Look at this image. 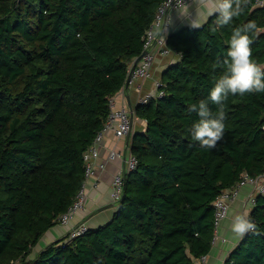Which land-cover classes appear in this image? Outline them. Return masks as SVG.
Instances as JSON below:
<instances>
[{
    "label": "trees",
    "instance_id": "trees-1",
    "mask_svg": "<svg viewBox=\"0 0 264 264\" xmlns=\"http://www.w3.org/2000/svg\"><path fill=\"white\" fill-rule=\"evenodd\" d=\"M255 1L216 32L213 15L168 37L180 60L163 73L165 95L135 109L146 130L132 136L138 166L118 211L30 258L81 187L84 153L162 0H0V264H194L210 251L216 198L245 173L264 178V93L229 96L211 150L192 139L199 118L189 109L223 74L232 30L248 21L264 28ZM250 36L264 67V32ZM256 198L250 218L264 233V194ZM224 264H264V234H246Z\"/></svg>",
    "mask_w": 264,
    "mask_h": 264
},
{
    "label": "built area",
    "instance_id": "built-area-1",
    "mask_svg": "<svg viewBox=\"0 0 264 264\" xmlns=\"http://www.w3.org/2000/svg\"><path fill=\"white\" fill-rule=\"evenodd\" d=\"M189 0H162L157 8V12L151 26L146 30L144 36V51L145 54L141 61L132 70V65L129 68V74L131 73L130 82L152 78L153 76V63L157 54L167 55L173 51L168 45V38L160 32V29L167 23L170 17V12L185 6ZM255 6L264 8V0H256ZM143 51V52H144ZM154 91H149L143 94L139 98L140 103H148L152 98H161L165 95L164 86L165 83L162 79H156L154 82ZM124 89V88H123ZM110 114L104 127L97 133L94 141L90 147L84 153V165L85 176L84 181L77 191V194L69 206V208L60 215L59 224L63 226L71 225L76 216L86 210L87 199L89 196V185L98 188L99 174L106 169L107 161L122 160V166L114 175L112 181V199L115 203H119L124 194L125 179L127 174L134 171L138 166V158L131 150L111 149L107 158L100 160V144L105 138V132L109 129H114L117 136L122 138L127 136L132 128L133 112L127 107L118 108L116 106V97L114 96L110 100ZM262 176L254 177L248 173H245L236 184L223 190L221 194L216 198L214 202V236L212 239V245H214L220 239V228L222 222L228 217L230 208L233 202L238 198L241 189L246 185H252L258 193L264 194V184L261 181ZM256 195L251 194L249 200L252 204L256 203ZM250 216V214H249ZM90 230V227L85 223L71 226L68 234L66 235V242L72 241L76 237L84 235ZM223 239V238H222ZM226 240L225 238L223 239ZM209 254L205 253L199 257L194 258V264H207Z\"/></svg>",
    "mask_w": 264,
    "mask_h": 264
},
{
    "label": "crops",
    "instance_id": "crops-1",
    "mask_svg": "<svg viewBox=\"0 0 264 264\" xmlns=\"http://www.w3.org/2000/svg\"><path fill=\"white\" fill-rule=\"evenodd\" d=\"M210 17L211 16L207 15L206 10L197 0H189L185 6L170 12V17L167 23L160 29V32L168 38L171 34L184 27H193V24L202 25ZM179 60L180 54L176 51H172L167 55L157 54L152 67V78L139 79L128 83L127 86L125 84L124 89L115 95L116 106L118 108L127 107L134 111L132 128L129 134L122 138L117 136L114 129L107 130L105 132V138L100 144V160L106 159L111 149L131 150L132 136L146 130V120L135 114V109L140 103L139 98L149 91H154L155 80L161 79L164 71ZM122 164V160L120 159L116 161H107L106 169L98 176L99 187L94 188L92 184L89 185L86 210L80 212L71 225L63 226L58 223L56 226L47 230L38 245L34 248L30 258H35L38 252L47 244L65 237L73 225L85 222L90 229H94L111 221L119 207L118 203H115L112 199V181ZM261 181L264 184L263 177ZM251 194H258L252 185H246L241 189L238 198L233 202L230 208L228 217L222 222L219 232L220 239L211 246L208 252L209 258L207 264H224L234 248L244 239L245 236L240 238L232 233L231 221L237 214L246 213L249 215L251 213L253 209V204L249 200ZM44 238H46L45 241ZM222 238L226 240L224 241Z\"/></svg>",
    "mask_w": 264,
    "mask_h": 264
},
{
    "label": "clouds",
    "instance_id": "clouds-1",
    "mask_svg": "<svg viewBox=\"0 0 264 264\" xmlns=\"http://www.w3.org/2000/svg\"><path fill=\"white\" fill-rule=\"evenodd\" d=\"M204 7L208 16L215 15L214 26L210 31L229 25L234 18L245 13L249 0H197ZM193 27H200L193 24ZM264 28H259L255 21H248L232 30L228 41L223 74L216 80L207 100L192 104L189 111L198 116L190 131L194 141L206 150L215 148L222 140L225 131V107L229 96L254 93H264V67L253 59L251 35H259ZM209 101L217 106L213 115ZM231 231L237 237L243 238L246 234L262 235L257 224L246 213L237 214L231 221Z\"/></svg>",
    "mask_w": 264,
    "mask_h": 264
},
{
    "label": "water",
    "instance_id": "water-1",
    "mask_svg": "<svg viewBox=\"0 0 264 264\" xmlns=\"http://www.w3.org/2000/svg\"><path fill=\"white\" fill-rule=\"evenodd\" d=\"M144 54H145V51L141 55H139L137 58H135V60L133 62L132 70H134L135 66L141 61V59L144 56ZM130 78H131V73L128 76V80H127L126 86L128 85Z\"/></svg>",
    "mask_w": 264,
    "mask_h": 264
},
{
    "label": "rangeland",
    "instance_id": "rangeland-1",
    "mask_svg": "<svg viewBox=\"0 0 264 264\" xmlns=\"http://www.w3.org/2000/svg\"><path fill=\"white\" fill-rule=\"evenodd\" d=\"M46 240V238H44V241Z\"/></svg>",
    "mask_w": 264,
    "mask_h": 264
}]
</instances>
